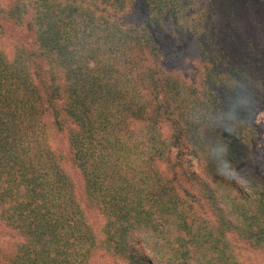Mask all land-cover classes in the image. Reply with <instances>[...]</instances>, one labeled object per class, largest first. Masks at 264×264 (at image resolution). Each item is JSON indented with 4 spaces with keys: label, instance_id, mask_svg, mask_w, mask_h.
Instances as JSON below:
<instances>
[{
    "label": "trees",
    "instance_id": "obj_1",
    "mask_svg": "<svg viewBox=\"0 0 264 264\" xmlns=\"http://www.w3.org/2000/svg\"><path fill=\"white\" fill-rule=\"evenodd\" d=\"M136 1L0 2V31L32 37L0 44L5 264H242L237 240L264 252V57L244 59V0H141L142 22H124ZM168 37L191 42L199 82L164 68Z\"/></svg>",
    "mask_w": 264,
    "mask_h": 264
},
{
    "label": "rangeland",
    "instance_id": "obj_2",
    "mask_svg": "<svg viewBox=\"0 0 264 264\" xmlns=\"http://www.w3.org/2000/svg\"><path fill=\"white\" fill-rule=\"evenodd\" d=\"M1 4L7 6L11 0H0ZM243 10L240 11L239 23L235 21L237 27L239 26V35H242L244 41H249L248 47H246V57L256 56L264 57V0H244L242 3ZM126 23H140L143 20V11L141 0H137L132 6L121 13L119 16ZM32 37L29 34L20 37L16 34L15 30L9 27H4L0 31V44L6 51L12 52L15 45L23 40V42L29 43ZM159 52L161 57V63L167 71L179 76L187 82H199L202 77L200 75V63L196 58L197 54L192 48L191 42H181L174 37H168V40H163L159 43ZM243 62L245 60H242ZM261 65H264L262 63ZM255 121L258 125V142H257V156L254 158V163L258 170L261 172L262 179L264 180V164L262 161V147L264 146V104L256 113ZM138 126V125H137ZM161 131L165 135H169L168 127L164 126ZM54 143L52 144L56 152L61 154L67 153V145L63 135L55 136ZM65 168L68 174L73 178L75 183L76 194L82 199L83 209L87 212V218L92 227L96 226L101 221L96 209L92 206L89 207L87 200L85 199L84 192L81 187V178L74 168L71 167V163L67 162ZM264 182V181H263ZM181 184V180H179ZM183 185V184H181ZM190 186V185H189ZM191 190L192 187H190ZM195 191V190H193ZM12 235H8V231L0 227V264H5L1 260V254L3 251H9L11 249ZM237 243V252L242 264H264V252L256 251L244 245L239 240ZM90 264H113L109 257H106L103 253L94 257Z\"/></svg>",
    "mask_w": 264,
    "mask_h": 264
}]
</instances>
